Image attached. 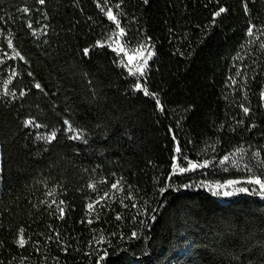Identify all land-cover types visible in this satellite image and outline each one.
I'll return each mask as SVG.
<instances>
[{
  "label": "trees",
  "instance_id": "16d2710c",
  "mask_svg": "<svg viewBox=\"0 0 264 264\" xmlns=\"http://www.w3.org/2000/svg\"><path fill=\"white\" fill-rule=\"evenodd\" d=\"M246 6L0 0V264H97L100 249L104 264H264V196L244 183L264 182V32L245 43L250 18L264 26V0ZM117 40L152 52L144 75ZM177 144L211 163L168 179L184 166ZM228 181L241 183L215 188Z\"/></svg>",
  "mask_w": 264,
  "mask_h": 264
},
{
  "label": "snow or ice",
  "instance_id": "6c2138e0",
  "mask_svg": "<svg viewBox=\"0 0 264 264\" xmlns=\"http://www.w3.org/2000/svg\"><path fill=\"white\" fill-rule=\"evenodd\" d=\"M38 2H39L40 4H43V3H44V0H38ZM144 2L147 3L148 0H144ZM246 5H247V0H245V11L247 12V6H246ZM117 7H119V6L117 5ZM22 11L25 12V13H27L28 9L25 8V9H22ZM225 11H226V9L222 7V8H220V10H219L217 13H215V15L218 16V15H220L221 12H225ZM123 14H124V13H117V15H123ZM106 15H107V18H108L110 21H113L114 23H116V26H117V28L119 29V21L117 20V16L113 14V12L111 11V9H109V10L107 11ZM249 25H250V26H249V28H248L247 31H246V36H247V37H251L252 39H251V40H247V41L245 42L246 45H250V44L254 43L256 37H257L259 34H262V32H264V26L258 27V26H256V25H252V24H251V18H250V20H249ZM28 27L31 28V24H30V23H29ZM254 29H255V32H254ZM119 30H120V33H121V34L124 33V29H119ZM41 31H43V29H41ZM45 34H46V33H45ZM33 35H36V32H35V31H33ZM10 46H11V45H10ZM144 47H145V46H144L143 44L140 45V48H144ZM242 47H243V46H242ZM259 48H260L261 50H264V42H261V43H260ZM87 51H88V50L85 49V53H86V54H87ZM150 58H151V53L149 54V56H148L147 59H150ZM21 59H22V57H21ZM129 59H131V57H129ZM147 59L144 60V65L147 64ZM13 75H15L14 70H13ZM29 75H31V73H29ZM140 75H141V76L143 75L142 68H141V71H140ZM236 75H237V76L240 75L239 71L236 73ZM245 79H246V78H245ZM233 83H235V80H233ZM35 87L39 89L41 86H40L38 83H36V84H35ZM135 89H136L137 91L143 90L144 95H149V92L147 91V89H146V88L141 89V85H140L139 83H137V84L135 85ZM5 94L7 95L8 93L6 92ZM13 95H14V94H13ZM22 95H23V93H22ZM262 95H264V94H262ZM156 103L159 105V100H158V99L156 100ZM241 107L243 108V112H244V114L247 115V114L249 113V108H248V107H243V106H241ZM160 110L163 111V108L161 107ZM65 123L67 124L68 122L65 121ZM239 123H243V122L240 121ZM25 126H26V127H27V126H35V127H37V128L40 127V125H38V124H35V125H34V122H33L32 120L25 121ZM222 127H223V126L221 125L220 128L222 129ZM252 127H255V124H253ZM68 130H69V131L72 130L70 125H69ZM55 136H56V133H55V131H53V132L50 134V136H47V137H43V136H41V137H37V138H38V139H44V140H46V141H50V140H52V139H55ZM70 138H72V139H79V135H75V136L70 137ZM173 139H175V137H173ZM85 143H86V141H85ZM180 151H181V150H180V147H179V145L177 144V146H176L175 149H174V152H175V154H177V155H174L173 159L176 160V159L178 158L179 160L183 161V162H184V166H180V165H178V164H173V165L171 166L172 171H171L170 176H169L168 179L171 178V175H172V174H183V173L188 172V171H195L197 168L207 167V166L209 165V163H211V162L208 161V160H204V161H202V162H194V161H192L191 159H189V157L187 156V153H185V154L182 155V156H179ZM243 151H244L243 149H240V150H239V153L242 155V154H243ZM228 160H229V156L226 155V156L223 158V161H221V163H223L224 161H228ZM235 166H236V165H234V167H235ZM260 167H261L262 169H264V162H261ZM241 170H242V171H251V169H249L247 165H245L244 168L241 169ZM260 175H264V171H262V172L260 173ZM239 183H241V181H228V182H227V185H216L215 188H216V189H220V188H223V187H230V186L233 185V184H239ZM244 183L253 184V185H259L260 194H261L262 196H264V182H262V180L259 178L258 175H254V176L249 177L246 181H244ZM119 185H120V180H116V181L111 185V188H112V189H117L118 191L122 192V191H123V188H122V187H118ZM201 186H202V187H208V188H210V189L213 187L212 185H203V184H202ZM129 187H131V186H129ZM168 187H174V185H167V186H165V187H161V188H160V192L163 193V192L167 191V190H168ZM185 187H191V185H185ZM234 191H236V192H249V189L246 188V187H240V188H238V189H235ZM251 192H252V193H256V192H257V189L254 187V188L251 189ZM217 194H218L217 191H213V195H217ZM232 194H233L232 192H225V193H224L225 196L232 195ZM107 195H108V194L105 193V197H107ZM99 199H103V198H98L96 202H99ZM129 199H132V197L129 196ZM122 202H123V201L121 200V203H122ZM46 203H47V202H46ZM60 203L63 204L64 201L61 200ZM132 206L135 207V206H136L135 203H133ZM49 207H51V205H49ZM87 207H88L89 210H91V209L93 208V205L90 203V204H88ZM57 211L60 213V219H63L64 209L61 208V207H59V205H58V206H57ZM115 218H116L117 220H119L121 217H120L119 215H117ZM152 219L154 220L155 217L153 216ZM92 222H93L92 220H88V223H89V224L92 223ZM136 235H137V234H136L135 232H133V233H131V236L128 237V238H129V239L135 238ZM58 237H59V233L57 232V238H58ZM49 239H51V237H49ZM58 242H59V241H58ZM104 242H105V238H104L103 235H101V236L97 239V241H96V243H98V244H102V243H104ZM107 243H108V246L111 247V234H110V236H109V238H108ZM18 244H19V246H23V244H24V240H23V238H21V239L18 241ZM62 250L66 252V251H67V248H66V247H62ZM98 251H99L101 254L98 255V258H97V264H104V261L107 259V255H108V253H107V249H100V250H98Z\"/></svg>",
  "mask_w": 264,
  "mask_h": 264
},
{
  "label": "rangeland",
  "instance_id": "374dc122",
  "mask_svg": "<svg viewBox=\"0 0 264 264\" xmlns=\"http://www.w3.org/2000/svg\"><path fill=\"white\" fill-rule=\"evenodd\" d=\"M116 47L120 49V51L123 53V56L125 58V61L127 65L134 71L140 74L141 68L143 71V75L145 74L147 68L149 59L148 56L152 52L148 49H143L140 52H134L131 48H129L126 44L123 43L122 40H117ZM131 57V59H129ZM147 59V64L144 65V60ZM0 173H1V151H0Z\"/></svg>",
  "mask_w": 264,
  "mask_h": 264
}]
</instances>
